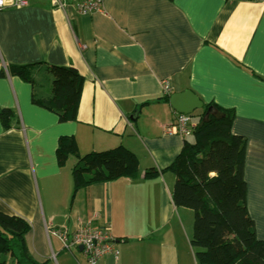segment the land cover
Returning <instances> with one entry per match:
<instances>
[{
	"label": "crops",
	"instance_id": "crops-1",
	"mask_svg": "<svg viewBox=\"0 0 264 264\" xmlns=\"http://www.w3.org/2000/svg\"><path fill=\"white\" fill-rule=\"evenodd\" d=\"M26 1L0 11V109L13 113L9 129L0 121V212L29 225L31 258L87 264L47 230L91 222L114 238L99 264H197L189 209L173 205L175 177L163 171L188 139L164 133L178 114L165 97L185 90L233 111L231 131L247 141V210L264 241V0H104L102 12L86 16ZM12 65H32L35 84L9 74ZM50 66L83 77L74 121L59 122L32 102L49 100ZM65 136L82 156L124 147L137 158L138 177L72 198L76 159L60 166L56 155ZM147 171L157 177L144 179Z\"/></svg>",
	"mask_w": 264,
	"mask_h": 264
},
{
	"label": "trees",
	"instance_id": "trees-1",
	"mask_svg": "<svg viewBox=\"0 0 264 264\" xmlns=\"http://www.w3.org/2000/svg\"><path fill=\"white\" fill-rule=\"evenodd\" d=\"M32 69V65H12L8 72L34 85ZM47 72L52 76L51 96L44 100L32 95V102L56 113L59 122L74 121L83 77L72 67L50 66ZM12 117V111L0 109V121L5 128L9 129ZM197 119L190 139L184 141L177 157L163 170L175 177L173 205L193 212L190 246L195 260L197 264H264V241L257 239L246 205L247 141L232 133L231 110L203 104ZM56 155L60 166L70 156L76 159L71 171L72 198L93 184L136 179L139 175L137 158L121 146L82 156L75 139L65 136L58 140ZM154 177L155 171H147L143 176ZM29 230L23 219L0 212V264H39L31 258L25 244Z\"/></svg>",
	"mask_w": 264,
	"mask_h": 264
},
{
	"label": "built area",
	"instance_id": "built-area-1",
	"mask_svg": "<svg viewBox=\"0 0 264 264\" xmlns=\"http://www.w3.org/2000/svg\"><path fill=\"white\" fill-rule=\"evenodd\" d=\"M58 9L67 5L74 6L79 15H93L103 11L104 0H48ZM26 0H0V11L7 8H23ZM164 93L169 94L168 86ZM196 123L190 114H177L174 122L164 126V133L177 134L183 138L191 136ZM47 232L57 238L65 251L81 248L87 264H99L100 260L113 252L114 238L109 226L94 227L91 222H78L73 231L67 229H48Z\"/></svg>",
	"mask_w": 264,
	"mask_h": 264
},
{
	"label": "water",
	"instance_id": "water-1",
	"mask_svg": "<svg viewBox=\"0 0 264 264\" xmlns=\"http://www.w3.org/2000/svg\"><path fill=\"white\" fill-rule=\"evenodd\" d=\"M168 101L172 109L178 114H192L194 111L203 108L202 102L189 90L172 94ZM209 111H211L210 108Z\"/></svg>",
	"mask_w": 264,
	"mask_h": 264
},
{
	"label": "rangeland",
	"instance_id": "rangeland-1",
	"mask_svg": "<svg viewBox=\"0 0 264 264\" xmlns=\"http://www.w3.org/2000/svg\"><path fill=\"white\" fill-rule=\"evenodd\" d=\"M199 110H196L194 113H192V117H193V119L194 120H196L197 119V114L199 113L198 112ZM198 120V119H197ZM189 139H190V137H188ZM185 210H188V209H185ZM187 215L189 216V217H191V219H192V221L194 222V217H193V212L192 211H190V210H188L187 211ZM78 254H80V253H78ZM85 261H86V259H85Z\"/></svg>",
	"mask_w": 264,
	"mask_h": 264
},
{
	"label": "clouds",
	"instance_id": "clouds-1",
	"mask_svg": "<svg viewBox=\"0 0 264 264\" xmlns=\"http://www.w3.org/2000/svg\"><path fill=\"white\" fill-rule=\"evenodd\" d=\"M190 115H192V114H190Z\"/></svg>",
	"mask_w": 264,
	"mask_h": 264
}]
</instances>
